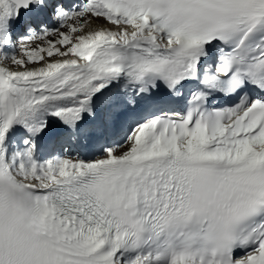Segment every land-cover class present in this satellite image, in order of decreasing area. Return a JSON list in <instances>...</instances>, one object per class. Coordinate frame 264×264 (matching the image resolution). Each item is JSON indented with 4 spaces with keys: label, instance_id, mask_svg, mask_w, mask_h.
I'll return each mask as SVG.
<instances>
[{
    "label": "snow or ice",
    "instance_id": "1",
    "mask_svg": "<svg viewBox=\"0 0 264 264\" xmlns=\"http://www.w3.org/2000/svg\"><path fill=\"white\" fill-rule=\"evenodd\" d=\"M0 264H264V0H0Z\"/></svg>",
    "mask_w": 264,
    "mask_h": 264
},
{
    "label": "bare ground",
    "instance_id": "2",
    "mask_svg": "<svg viewBox=\"0 0 264 264\" xmlns=\"http://www.w3.org/2000/svg\"><path fill=\"white\" fill-rule=\"evenodd\" d=\"M98 23H102V21L98 22ZM91 160V159H90Z\"/></svg>",
    "mask_w": 264,
    "mask_h": 264
}]
</instances>
